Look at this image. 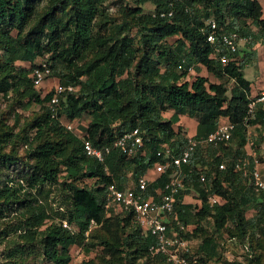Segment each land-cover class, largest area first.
<instances>
[{
    "label": "trees",
    "instance_id": "16d2710c",
    "mask_svg": "<svg viewBox=\"0 0 264 264\" xmlns=\"http://www.w3.org/2000/svg\"><path fill=\"white\" fill-rule=\"evenodd\" d=\"M107 2L0 0V94L27 97V104L21 101V106L37 103L44 107L31 124L35 134L23 138L33 164L26 163L17 177L11 169L21 159L5 152L14 135L0 133V222H7L0 231V244L12 234L22 242L16 241L7 257L35 246L51 264H71L73 247L82 246L89 253L99 246L113 263L164 264L162 257L150 254L156 238L143 232L132 213H106L103 204L108 185L116 183L123 189L147 175L162 161L157 154L164 147L181 153L188 143L180 127L183 117L197 123V138L213 133L222 117L235 125L228 147L209 149L207 158L199 154L184 168L186 190L180 200L193 192L203 203L196 212L195 206L178 202L180 220L197 225L185 238L203 237L199 247L202 264L215 259L219 249L214 236L202 229L203 221L214 220L220 235L226 228L241 241L249 235L253 240L258 232L257 246L264 248V204L233 167L235 159L246 153V120L255 131L260 130L257 146L261 147L264 107L259 105L250 118L252 83L244 75V65L222 66L207 42L210 19L226 32L264 37L262 4L259 0H134L136 8L126 7L127 19L118 24L108 14ZM149 3L155 5L153 13H145ZM169 12L173 16L162 17ZM135 28L136 36L132 35ZM39 59L49 65L50 77L76 89L60 96L55 115L49 108L55 90L42 97L32 79ZM194 72L199 77L186 80ZM203 73L216 82L211 83ZM228 83L232 84L231 97ZM169 111L172 116L164 119ZM85 115L92 120L83 136L62 125L63 118L71 122ZM136 129L144 141V154L128 158L114 144ZM85 140L101 150L112 149L106 160L109 172L85 154ZM223 161H227V170L219 172ZM201 169L222 199L221 205H208L199 181ZM168 181L166 173L151 185L152 193ZM252 209L256 214L249 219L246 214ZM59 220L75 224L79 232L71 234ZM92 221L101 228L88 241L85 234ZM256 260L261 262L259 257Z\"/></svg>",
    "mask_w": 264,
    "mask_h": 264
},
{
    "label": "built area",
    "instance_id": "2783aa9c",
    "mask_svg": "<svg viewBox=\"0 0 264 264\" xmlns=\"http://www.w3.org/2000/svg\"><path fill=\"white\" fill-rule=\"evenodd\" d=\"M166 15L173 16V12L162 14V17ZM207 25L209 28L207 42L213 46V58L219 61L222 66H227L231 62L238 64L241 42L250 43L251 39L242 37L237 30L226 32L214 19H210ZM50 76L51 70L47 63L39 64L32 73L36 87L42 86ZM74 91L76 89L70 85L58 84L56 86L55 94L49 103L53 115L56 114L60 96L66 92ZM249 100L250 118H254L257 107L259 105L264 107V91L254 97H249ZM245 126L247 128L246 153L235 159L233 167L234 171L242 176L264 204V164L259 160L254 133H252L253 127L249 124V120H246ZM66 127L70 131L74 130L73 125ZM234 130L235 125L228 118L222 117L213 133L199 138L186 137L188 143L178 155L175 154L173 148L164 147L157 154L159 158H162V161L157 162L147 175L132 180L129 186L123 189H120L116 183L107 186L103 204L105 212L132 213L143 232L156 238V244L150 249L153 258L162 257L164 264H198L197 259L192 261L194 254L192 242L185 238V234L193 231L195 226L186 225L180 220L177 204L182 202L185 205H193L196 212H199L203 203L193 192L185 195L184 200H180L181 194L186 190L184 168L189 166L199 154L207 158L209 149L228 147L233 139ZM114 148L128 158L143 153L144 141L140 131L136 129L124 134L115 142ZM84 152L88 157L95 158L99 163L104 164L105 171L109 172L106 160L112 152L111 148L101 150L94 147L90 141L85 140ZM227 167V161H223L218 165V171L225 172ZM166 173H169L168 183L163 189L152 193L151 185ZM199 181L204 185L203 190L207 195L208 205L211 208L221 205L223 201L219 195L213 192V187L209 184V177L203 169L199 171ZM58 222L73 235L79 232V228L67 220ZM95 226L97 224L92 221L90 228ZM85 235L88 238V232Z\"/></svg>",
    "mask_w": 264,
    "mask_h": 264
},
{
    "label": "rangeland",
    "instance_id": "374dc122",
    "mask_svg": "<svg viewBox=\"0 0 264 264\" xmlns=\"http://www.w3.org/2000/svg\"><path fill=\"white\" fill-rule=\"evenodd\" d=\"M262 4L264 9V0H259ZM107 6L109 7L108 14L111 16L116 23H122L127 19V11L126 7L128 8H136V3L134 0H108ZM145 13H153L155 11L154 4H146L144 6ZM137 29L132 30V35L136 36ZM176 38L170 39L169 42L173 43ZM138 41V39H136ZM255 43V40H254ZM1 57V51H0ZM92 57H89L91 59ZM250 60V59H249ZM253 60V59H252ZM43 59H39L37 64L45 63ZM256 61H249V66L244 68V75L247 80H249L252 84L256 82V86L258 82L264 80V63H256ZM257 64L260 65V69H256ZM18 66H22L25 68H30L31 65L29 63H18ZM135 71V70H133ZM200 74L194 72L191 73L190 76L186 79L189 81H194L199 77ZM204 76H207L211 83L216 82L213 76L209 75L208 73H203ZM260 78V79H259ZM60 84V79L56 76L50 77L45 80L42 86L36 88V90L42 95V97L46 96L50 93L53 89L55 90L56 86ZM227 87L229 89L228 96L231 97V88L232 84L228 83ZM255 94V93H254ZM23 104H27L28 99L25 96L21 95H14L10 94L7 97L0 94V133L4 131H8L14 135L12 142L5 148V152L11 153L14 152L17 156L21 159V162L18 163L14 168H12L11 175L13 177H17L19 171L24 170L26 168V163L33 164V161L28 160V143L25 142L23 139L25 136H29L30 139L35 134V131L31 129V124L36 117H39L44 112V107L42 105H38L34 103L32 105L21 106L20 102ZM172 111H169L164 115V119H169L172 116ZM92 118L89 115H85L82 119L68 121L67 118H63L62 125L64 127L68 125H73L75 132L79 133V135H84V129L88 127L89 123L91 122ZM66 124V126H65ZM62 126V127H63ZM182 134L185 137H193L195 135V128L196 122L188 117H183L180 123ZM68 131H70L68 129ZM71 132V131H70ZM252 133H254V140H255V147L258 153L259 160L264 164V140L261 143V147L258 148L257 142H259L260 130L257 129L256 131L252 129ZM264 137V136H263ZM25 171V170H24ZM153 176V174H152ZM194 196V194H192ZM188 201H191L188 199ZM256 214V210L252 209L249 211L246 216L247 218H252ZM5 223L7 222H0V231H2L5 227ZM202 229L208 235L214 236L216 239L219 249L218 255L215 259L209 261L207 264H264V248H259L258 244V237H260L259 233L257 232V237L252 240V236L249 235L246 240L241 241L237 237H233L230 235L228 230H222L221 235L216 231L215 221L208 220V222H201ZM101 226L97 225L93 228H90L88 231V241L91 234L94 231H98ZM197 229V225L193 231ZM232 231L234 228L230 227ZM19 234V233H18ZM17 234H12L6 243L0 244V264H51L47 261L44 256L42 255L39 248L35 247L31 248L28 247L25 250V253H17L13 254L11 258L7 257L8 253L12 249H14L17 239ZM193 245V259H197L198 264H202L200 259L203 255L199 254V247L202 245L203 237H192L189 238ZM87 241V242H88ZM19 242V241H18ZM19 243H22L21 241ZM31 248V249H29ZM72 254V262L71 264H82L84 262L92 261L95 264H120L119 262H111L110 256H105L101 247H96V249L86 253L82 246L73 247L71 250ZM260 258L261 262H258L256 258ZM143 262L134 261V262H123L122 264H142ZM159 264V263H153Z\"/></svg>",
    "mask_w": 264,
    "mask_h": 264
},
{
    "label": "crops",
    "instance_id": "0c3cea01",
    "mask_svg": "<svg viewBox=\"0 0 264 264\" xmlns=\"http://www.w3.org/2000/svg\"><path fill=\"white\" fill-rule=\"evenodd\" d=\"M254 37L255 36L253 35L247 36V38L251 39L250 43H245L244 41L241 42L240 53L238 56V63L243 64L244 68L250 65L249 61L257 60L256 63L258 62L264 63V37H259V38H254ZM254 40H255V43H254ZM256 69H260L259 64H257ZM262 91H264V80L261 81L260 79V82H258L257 86H256V82L252 84V92H251L250 97H254ZM196 130H197V123H196V128H195V134H196Z\"/></svg>",
    "mask_w": 264,
    "mask_h": 264
}]
</instances>
